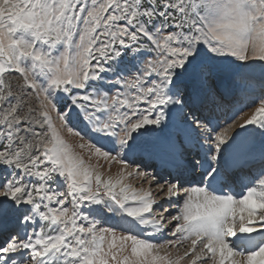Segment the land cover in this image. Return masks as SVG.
<instances>
[{
    "label": "snow or ice",
    "instance_id": "snow-or-ice-1",
    "mask_svg": "<svg viewBox=\"0 0 264 264\" xmlns=\"http://www.w3.org/2000/svg\"><path fill=\"white\" fill-rule=\"evenodd\" d=\"M225 91L242 100L221 127ZM73 110L111 148L72 127ZM176 116L186 136L161 182L127 158ZM238 148L241 168L259 160L250 176ZM93 157L120 168L106 176ZM188 241L175 259L160 251ZM185 260L264 264V0H0V264Z\"/></svg>",
    "mask_w": 264,
    "mask_h": 264
},
{
    "label": "rangeland",
    "instance_id": "rangeland-1",
    "mask_svg": "<svg viewBox=\"0 0 264 264\" xmlns=\"http://www.w3.org/2000/svg\"><path fill=\"white\" fill-rule=\"evenodd\" d=\"M15 75H18V74H14V76ZM10 82L14 87L17 83H22V81H17L16 79H11ZM232 98H231V101L228 99L229 103L227 104V107H226L227 108V116L226 117L222 118L220 116H215L214 114H212L214 124L219 122L221 127L225 126V120H226V118L231 116V111H232L233 107L237 104L238 101L242 100L241 97L236 98V99H234V97H232ZM31 103L33 104V106H35L36 102H35L34 97L32 98ZM222 103H223L222 100L219 101V98H217V100H216L217 106H221ZM255 106H256L255 104L252 105L253 108ZM222 108H223V106L217 107V110L219 111ZM24 110L27 111V105H25ZM244 111L246 113H248L249 115L251 114V111L249 108H245ZM52 114H54V117H55L54 118V124L56 125L57 128H59L60 127V121L57 119V115L55 114V112H52ZM70 118L73 122V125H75L76 124L75 110H73V114L70 116ZM244 118H246V116H240L239 114H237V117H235L237 123H242ZM226 122L231 123L232 121H231V119H227ZM166 123H167V127L164 128L163 130L157 129V131L155 133L144 136L142 138V147L137 149V151L134 152V154H139V153L142 154L143 153V154H147L148 156H152L155 159L153 152L156 151V149L158 148V147L154 146V144H156V143H164L167 145L168 148L172 149L174 152L172 145L175 144L178 137L184 138L186 136V131H185L184 125L182 124L179 116H176L173 122H171V123L166 122ZM36 130L39 131V126H36ZM79 132H81L83 134L85 139L89 138V135L86 132H83V131H79ZM61 134L69 144H71L75 147L76 151L83 152L85 155V159L88 158V152L86 149L82 150V149L76 147L78 144L84 143V141L81 140V138L79 136L69 134L67 132V129H63ZM243 138L244 137L242 134L241 139H243ZM255 146H256V149L258 150L259 149V140L258 139L255 141ZM104 148L108 149V148H111V146L105 145ZM242 151H243L242 148H238L236 153L234 154V156H237V153H240V155H241ZM163 157H164L163 160L170 159L169 156H166V155H164ZM166 157H168V158H166ZM251 159H252V157H251ZM128 160L130 161V159H128ZM170 161H172V160H170ZM130 162H133V161H130ZM91 163L92 164H99L101 166L100 171L104 172V174L106 176L107 175H115L120 168V165L113 163L111 165V169L109 171V165L102 158L93 157ZM133 167H139L141 170L148 172L145 168L141 167V165L138 164V162L133 163ZM161 182H163V181H161ZM126 183H129L133 187H136V188H148L147 182H142L138 178H131V179L127 180ZM163 202H167V201L161 200L160 204L155 207V212H154L155 215L158 216L159 212L162 210L160 205H163V207H166ZM175 212L176 211H174L173 214H175ZM115 223H116V220H114V219L102 220L100 222V226L101 227H107L110 225H114ZM166 242H167V240H164V242L161 241L160 244H166ZM189 245H190V241L185 242L183 245L179 246L178 248L177 247H164V248H161L160 251L162 254L166 251L170 252L171 258L175 259L177 256L183 255V252L186 250V248ZM181 264H187V261L186 260L181 261Z\"/></svg>",
    "mask_w": 264,
    "mask_h": 264
},
{
    "label": "bare ground",
    "instance_id": "bare-ground-1",
    "mask_svg": "<svg viewBox=\"0 0 264 264\" xmlns=\"http://www.w3.org/2000/svg\"><path fill=\"white\" fill-rule=\"evenodd\" d=\"M154 146L158 147L156 149V151H154V157L157 161L161 162H165L168 163L167 161L172 160L171 162L174 163L178 160V156L174 155V152L172 149L168 148L166 144L164 143H156L154 144ZM164 155L169 156L170 159H164ZM244 157L242 156V154L240 155V153H237V156H234V160L235 162H239L243 159ZM248 159H251V156L248 157Z\"/></svg>",
    "mask_w": 264,
    "mask_h": 264
},
{
    "label": "trees",
    "instance_id": "trees-1",
    "mask_svg": "<svg viewBox=\"0 0 264 264\" xmlns=\"http://www.w3.org/2000/svg\"><path fill=\"white\" fill-rule=\"evenodd\" d=\"M61 110H63V105H61ZM51 114H52V113H51ZM55 114H56V112H55ZM52 117H53V122H54V118H55V117H54V114H52ZM75 119H76V116H75ZM69 123H70V125H71L72 127L76 128L78 131L86 132V133L89 135V137L91 136V139L93 140V142H95V143L101 145L102 147H105V145H109V146H111L110 144H108L107 141H98V140H96L95 136H92V134L88 131L87 126H86L83 122L78 121V120L76 119V124L73 125V122H72L71 118L69 117Z\"/></svg>",
    "mask_w": 264,
    "mask_h": 264
}]
</instances>
